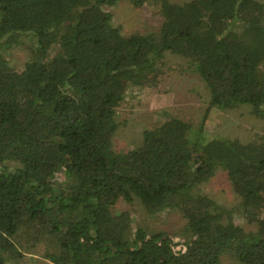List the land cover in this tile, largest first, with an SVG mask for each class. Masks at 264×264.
I'll use <instances>...</instances> for the list:
<instances>
[{"label":"trees","instance_id":"obj_1","mask_svg":"<svg viewBox=\"0 0 264 264\" xmlns=\"http://www.w3.org/2000/svg\"><path fill=\"white\" fill-rule=\"evenodd\" d=\"M119 1L0 0V264H221L223 253L264 264V134L245 143L204 125L212 108L244 103L264 119V0H130L163 21L129 36L104 8ZM23 34L36 41L18 69L8 54ZM167 52L208 88L198 138L170 115L115 151L126 89L159 74ZM218 168L237 205L203 189ZM135 198L151 213L178 210L189 238L133 229L116 206ZM45 239L54 248L36 257Z\"/></svg>","mask_w":264,"mask_h":264},{"label":"rangeland","instance_id":"obj_2","mask_svg":"<svg viewBox=\"0 0 264 264\" xmlns=\"http://www.w3.org/2000/svg\"><path fill=\"white\" fill-rule=\"evenodd\" d=\"M104 8L113 13L114 25L126 36L157 32L163 21L155 4L151 3L135 6L130 0H120L114 6ZM35 41V37L23 34L22 43L10 50L8 57L14 67L20 69L24 66L30 56V47ZM160 68L161 72L145 81L142 87L126 89V98L117 112L118 128L109 136V143L115 151H126L140 144L143 141L144 130L159 125L170 115L192 124L188 135L190 141L198 138L210 98L204 79L191 69L185 59L170 52L166 53ZM250 108L248 103L230 110L212 108L205 121V128L211 134L237 138L245 143L254 141L264 134V119L251 114ZM202 187L226 207L237 205L240 201L226 173L220 168ZM116 211H128L131 214L133 229L143 227L149 231H165L180 242L189 238L184 234L186 219L176 209L169 208L151 213L145 209L140 198H135L131 201L120 199ZM235 222L246 229H253L240 216L235 218ZM53 248V242L45 239L34 249L33 255L43 257ZM221 264L239 262L231 254L223 253Z\"/></svg>","mask_w":264,"mask_h":264}]
</instances>
